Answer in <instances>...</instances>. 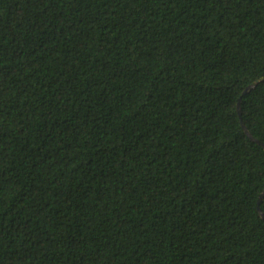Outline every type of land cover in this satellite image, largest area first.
<instances>
[{
	"label": "trees",
	"instance_id": "obj_1",
	"mask_svg": "<svg viewBox=\"0 0 264 264\" xmlns=\"http://www.w3.org/2000/svg\"><path fill=\"white\" fill-rule=\"evenodd\" d=\"M241 120L264 0H0V264H264Z\"/></svg>",
	"mask_w": 264,
	"mask_h": 264
},
{
	"label": "water",
	"instance_id": "obj_2",
	"mask_svg": "<svg viewBox=\"0 0 264 264\" xmlns=\"http://www.w3.org/2000/svg\"><path fill=\"white\" fill-rule=\"evenodd\" d=\"M255 84L253 83V84H249V85H247L246 87H245V89L243 90V94L244 93H246L249 89H251L253 86H254ZM237 111H238V114H239V116H240V99H239V101H238V103H237ZM241 125H242V127L244 128V131H245V133L249 136V138L250 139H252V140H254V141H256L257 143H260L261 145H263L264 146V143H262L260 140H258V139H256L249 131H248V129H247V127L244 125V123H243V121L241 120ZM264 194V189H263V191L261 192V194L259 195V197H258V199H257V209H258V212L260 213V215L262 216V218H264V214L261 212V209H260V207H259V203H260V200H261V197H262V195Z\"/></svg>",
	"mask_w": 264,
	"mask_h": 264
}]
</instances>
